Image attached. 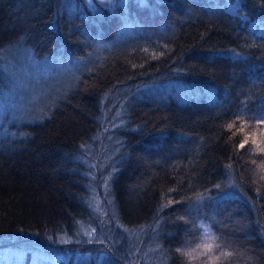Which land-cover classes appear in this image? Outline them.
<instances>
[{"label": "trees", "instance_id": "trees-1", "mask_svg": "<svg viewBox=\"0 0 264 264\" xmlns=\"http://www.w3.org/2000/svg\"><path fill=\"white\" fill-rule=\"evenodd\" d=\"M96 4L0 0V247L62 233L67 258L15 264H264V0ZM92 196L136 231L102 257L79 234Z\"/></svg>", "mask_w": 264, "mask_h": 264}, {"label": "rangeland", "instance_id": "rangeland-1", "mask_svg": "<svg viewBox=\"0 0 264 264\" xmlns=\"http://www.w3.org/2000/svg\"><path fill=\"white\" fill-rule=\"evenodd\" d=\"M113 1L114 0H92L94 4L97 2L98 4L96 5L101 6L109 4ZM24 67L26 69L28 68L27 62ZM82 152L83 153L80 154L79 158L89 168L93 165H96L98 160L106 158L105 156H100L101 158L97 157V155H100L103 152L101 148L98 149L97 154H95L88 147H83ZM91 199L92 210H94L96 214L94 213V216L90 218V222H83L79 226V234L84 237V241L82 243L85 242V246L95 241L98 248L101 249L100 257H102L104 254H106L107 250L111 249L113 240H115L117 244H120L124 241L125 238L134 237L136 231L132 229H126L122 226L120 230L116 229L114 231V227L106 223L108 222L106 213L99 204L97 197L92 196ZM73 244L74 243L71 241V238L65 236V234L62 233L57 234L55 237L48 236L43 239V242L39 240L34 241L33 239L29 238H13L12 242H9L7 246L0 247V264H15V261L17 257L20 256V253H23V256L25 252L30 249L32 252L38 251L41 252V254L45 253L48 250L52 251V261L59 258H67L71 254H73L74 248L81 247L79 245L73 246ZM219 249L222 253L223 248L220 245L219 240L216 236H214V234H212V232L206 229L203 231L202 239L199 243V247L196 249L197 252L195 254V257L198 258V260L202 263H210L219 256L217 253ZM78 257V253L75 252L74 258ZM129 261L130 262H128V264H137V259L130 258ZM228 261H230V255H227L226 257V262ZM121 262L122 261H120L119 264H125L124 262Z\"/></svg>", "mask_w": 264, "mask_h": 264}, {"label": "snow or ice", "instance_id": "snow-or-ice-1", "mask_svg": "<svg viewBox=\"0 0 264 264\" xmlns=\"http://www.w3.org/2000/svg\"><path fill=\"white\" fill-rule=\"evenodd\" d=\"M262 120H264V117H262L261 118ZM229 127H232V125H229ZM247 141H245V143H246ZM239 147L240 148H243L244 147V143H241L240 145H239ZM262 150H264V149H262Z\"/></svg>", "mask_w": 264, "mask_h": 264}]
</instances>
